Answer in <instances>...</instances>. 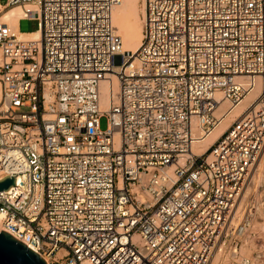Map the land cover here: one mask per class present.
<instances>
[{"label":"built area","instance_id":"built-area-1","mask_svg":"<svg viewBox=\"0 0 264 264\" xmlns=\"http://www.w3.org/2000/svg\"><path fill=\"white\" fill-rule=\"evenodd\" d=\"M117 3L5 0L38 30L0 23V230L45 264H254L238 249L255 234L240 201L264 144V0H144L133 53Z\"/></svg>","mask_w":264,"mask_h":264},{"label":"bare ground","instance_id":"bare-ground-1","mask_svg":"<svg viewBox=\"0 0 264 264\" xmlns=\"http://www.w3.org/2000/svg\"><path fill=\"white\" fill-rule=\"evenodd\" d=\"M144 0H118V3L111 10V25L115 33L120 36L122 51L135 52L141 41L142 17ZM32 7V6H28ZM10 10L3 12L0 15V23H5L11 30L18 33L17 21L21 16V8L18 6H11ZM37 33L21 34V37L32 38ZM115 86V84H114ZM102 96L100 98V106H106V82L100 85ZM260 92L259 80H256L254 88L247 93L244 98L232 109L228 110L226 102H221L217 118L222 116L214 128L205 135L202 139L192 143L190 151L194 154L203 152L208 145H210L220 133L233 121L240 118L246 108L255 100ZM223 114V115H222ZM264 144L255 162V169L252 173L250 184H248L243 192V200L240 201V209L250 207L252 202H255V214L251 216L250 228L252 230H260L264 232ZM263 152V153H262ZM262 153V155H261ZM261 155V158H260ZM260 159V160H259ZM259 160V162H258ZM255 173V174H254ZM253 188H251L252 186ZM258 192H260L258 194ZM252 200V202H251ZM253 209V208H252ZM253 212V211H252ZM253 217V219H252ZM245 236L238 249L239 255L250 256L251 250H257L253 241H249ZM249 238V237H248ZM264 238V236L262 237ZM235 255L228 250L227 252H215L211 255L209 264H224L227 260L234 258Z\"/></svg>","mask_w":264,"mask_h":264},{"label":"water","instance_id":"water-1","mask_svg":"<svg viewBox=\"0 0 264 264\" xmlns=\"http://www.w3.org/2000/svg\"><path fill=\"white\" fill-rule=\"evenodd\" d=\"M11 186H15L14 176L0 180V191L5 193ZM0 264H45V262L37 253L0 230Z\"/></svg>","mask_w":264,"mask_h":264},{"label":"rangeland","instance_id":"rangeland-1","mask_svg":"<svg viewBox=\"0 0 264 264\" xmlns=\"http://www.w3.org/2000/svg\"><path fill=\"white\" fill-rule=\"evenodd\" d=\"M11 6H5V0H0V15L5 12L8 11L12 8H10ZM38 30V26H37V21L35 19H21L18 23V31L23 32V34H30V33H35ZM106 117L105 116H101L98 120V126L100 130H104L106 127ZM264 152V149H263ZM262 152V153H263ZM261 153V155H262ZM260 155V158H261ZM260 160V159H259ZM258 160V162H259ZM255 169V165L253 167V171ZM256 169H257V165H256ZM255 169V173L257 175V172ZM264 172V170L262 171ZM254 173V174H255ZM264 175V174H263ZM251 183V182H250ZM252 186V184H251ZM253 188V186L251 187ZM260 192H258L259 194ZM252 202V200H251ZM253 204H251L250 206V213L251 216L255 214V202H252ZM253 208V209H252ZM253 211V212H252ZM253 219V217H252ZM250 230H252L250 228ZM255 234L253 236H251L250 238L246 237L249 241H253L255 246H257V250H251L250 252V256L254 259V264H264V238H262L264 236V232L260 231V230H252Z\"/></svg>","mask_w":264,"mask_h":264},{"label":"crops","instance_id":"crops-1","mask_svg":"<svg viewBox=\"0 0 264 264\" xmlns=\"http://www.w3.org/2000/svg\"><path fill=\"white\" fill-rule=\"evenodd\" d=\"M20 19L17 21V28H18V23H19Z\"/></svg>","mask_w":264,"mask_h":264}]
</instances>
